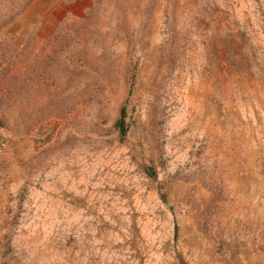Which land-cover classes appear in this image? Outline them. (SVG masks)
Returning a JSON list of instances; mask_svg holds the SVG:
<instances>
[{
	"label": "rangeland",
	"instance_id": "1",
	"mask_svg": "<svg viewBox=\"0 0 264 264\" xmlns=\"http://www.w3.org/2000/svg\"><path fill=\"white\" fill-rule=\"evenodd\" d=\"M0 264H264V0H0Z\"/></svg>",
	"mask_w": 264,
	"mask_h": 264
},
{
	"label": "trees",
	"instance_id": "2",
	"mask_svg": "<svg viewBox=\"0 0 264 264\" xmlns=\"http://www.w3.org/2000/svg\"><path fill=\"white\" fill-rule=\"evenodd\" d=\"M116 126L118 127L122 135H124L127 132V126L124 122V111L123 110H122V114L120 118L116 122Z\"/></svg>",
	"mask_w": 264,
	"mask_h": 264
}]
</instances>
